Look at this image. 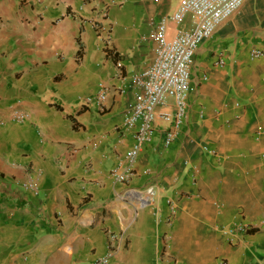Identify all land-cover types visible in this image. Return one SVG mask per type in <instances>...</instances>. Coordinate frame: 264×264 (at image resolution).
Segmentation results:
<instances>
[{
  "label": "crops",
  "instance_id": "obj_1",
  "mask_svg": "<svg viewBox=\"0 0 264 264\" xmlns=\"http://www.w3.org/2000/svg\"><path fill=\"white\" fill-rule=\"evenodd\" d=\"M177 4L0 0V264H264V0H243L196 49L174 140L155 119L133 175L113 174L133 144L127 76L152 63L153 24ZM190 27L187 14L167 36ZM100 84L102 111L81 101ZM239 224L253 228L224 231Z\"/></svg>",
  "mask_w": 264,
  "mask_h": 264
},
{
  "label": "built area",
  "instance_id": "obj_2",
  "mask_svg": "<svg viewBox=\"0 0 264 264\" xmlns=\"http://www.w3.org/2000/svg\"><path fill=\"white\" fill-rule=\"evenodd\" d=\"M243 0H178L176 8L169 14L158 18L150 32L153 46L152 63L127 76L126 87L131 90V97L126 102L122 115V126L133 131V144L125 155V167L122 171L114 170L117 180L126 181L133 175V164L143 145L149 143L154 133L155 119L169 124L164 132V145H169L186 117L187 96L190 90V70L193 56L205 39L209 38L216 27L232 15ZM187 14L191 16V27L178 29L171 37L167 36L169 22L180 24ZM262 55L259 49H252L253 59ZM222 63L221 59L217 61ZM109 89L99 85L94 96L81 98L84 103H93L97 109L104 110ZM125 92V85L118 89ZM24 114L14 109L10 119L22 120ZM34 181L28 179L24 187L34 189ZM144 193V195H142ZM137 195V202L144 206L153 200L155 189L148 186ZM170 221L175 213L172 201L168 200ZM253 228L249 224H239L224 229L228 234L246 232ZM113 238V235H111ZM166 246V244H165ZM109 254L95 260L93 264H108ZM219 264H226L224 261Z\"/></svg>",
  "mask_w": 264,
  "mask_h": 264
}]
</instances>
